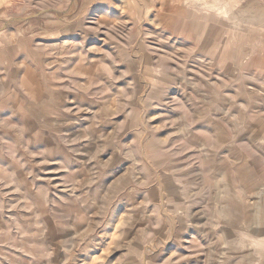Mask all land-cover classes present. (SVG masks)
I'll return each instance as SVG.
<instances>
[{
	"label": "rangeland",
	"instance_id": "1",
	"mask_svg": "<svg viewBox=\"0 0 264 264\" xmlns=\"http://www.w3.org/2000/svg\"><path fill=\"white\" fill-rule=\"evenodd\" d=\"M0 264H264V0H0Z\"/></svg>",
	"mask_w": 264,
	"mask_h": 264
},
{
	"label": "bare ground",
	"instance_id": "2",
	"mask_svg": "<svg viewBox=\"0 0 264 264\" xmlns=\"http://www.w3.org/2000/svg\"><path fill=\"white\" fill-rule=\"evenodd\" d=\"M102 9H103L102 5H100V6L97 5V6L94 8V10H93L92 15L97 14L96 12L99 13V11L102 10ZM103 41H104V39H103ZM177 93H178V92H177ZM183 98H184V97H183Z\"/></svg>",
	"mask_w": 264,
	"mask_h": 264
}]
</instances>
